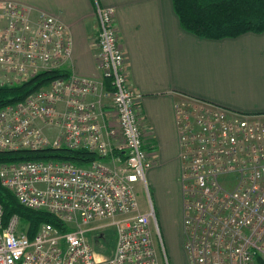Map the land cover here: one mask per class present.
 <instances>
[{
    "label": "built area",
    "instance_id": "built-area-1",
    "mask_svg": "<svg viewBox=\"0 0 264 264\" xmlns=\"http://www.w3.org/2000/svg\"><path fill=\"white\" fill-rule=\"evenodd\" d=\"M96 16L101 74L69 72L0 108V150L64 146L102 157L0 163L1 184L22 205L49 211L66 227L45 221L30 237L17 214L4 219L0 203V264H170L156 211L152 204L143 211L135 190L154 158L144 147L114 9L97 1ZM71 55L72 35L60 17L0 0V67L12 82L66 69ZM176 124L188 264H264V116L187 99L176 104ZM101 219L110 223L93 224ZM106 226L117 231L111 254L96 248Z\"/></svg>",
    "mask_w": 264,
    "mask_h": 264
},
{
    "label": "crops",
    "instance_id": "crops-1",
    "mask_svg": "<svg viewBox=\"0 0 264 264\" xmlns=\"http://www.w3.org/2000/svg\"><path fill=\"white\" fill-rule=\"evenodd\" d=\"M17 1L66 23L72 35V55L66 69L91 77L101 74L95 46L99 30L96 2L114 9L128 80L138 95L144 147L154 158L146 179L148 175L155 192V211L166 241L172 247H183L176 104L201 99L264 116V31L224 38L199 36L181 26L172 0ZM104 101L108 124L116 129L112 99ZM54 132L53 128L48 130L50 135Z\"/></svg>",
    "mask_w": 264,
    "mask_h": 264
},
{
    "label": "trees",
    "instance_id": "trees-1",
    "mask_svg": "<svg viewBox=\"0 0 264 264\" xmlns=\"http://www.w3.org/2000/svg\"><path fill=\"white\" fill-rule=\"evenodd\" d=\"M181 26L207 38L235 37L245 32L264 31V0H172ZM67 69L42 71L27 81L13 84L0 83V108L23 100L32 92L54 79L67 76ZM122 154V151L116 148ZM102 156L87 149L47 147L40 150H0V163L30 159H64L76 164H87ZM0 203L4 219L12 215L20 217V228L33 237L40 225L47 221L66 229L61 220L44 209H31L22 205L13 192L0 182Z\"/></svg>",
    "mask_w": 264,
    "mask_h": 264
},
{
    "label": "rangeland",
    "instance_id": "rangeland-1",
    "mask_svg": "<svg viewBox=\"0 0 264 264\" xmlns=\"http://www.w3.org/2000/svg\"><path fill=\"white\" fill-rule=\"evenodd\" d=\"M32 77H34V76H32ZM11 78H12V75L11 74L4 75V72L1 70V67H0V83L1 84H13L14 82H12L13 80ZM31 78H29V79H31ZM1 81L4 83H2ZM15 83H20V82H15ZM52 128H53V130H55L54 127H52ZM135 190L137 193V197H138L141 209L143 211L148 210L150 204H152L153 207L155 206V201H154L155 200L154 199L155 192H153L152 185H150V183H149L148 175H147V179L145 182H138L135 184ZM154 209H155V207H154ZM156 215H157L159 225H161L160 228H162V229H160L161 233H162L161 235H162L164 245L166 247V253H167V256L169 258L170 264H188V259H187L186 252L184 250V246L183 247L178 246L177 248H175V247L171 246L170 242L166 241V235L164 233L161 221H160L157 213H156ZM98 222L103 223L104 225H107L110 223V220L109 219H101V220L95 221L93 224L98 223ZM154 228H155V226H154ZM101 230H104L106 232V237L101 242L102 245H96V248L104 250L106 254L107 253L110 254L113 250V247L115 246V242L117 239L116 227L115 226H106L104 228L99 229V231H101ZM91 235L93 236L94 232H92ZM155 238H156V236H155ZM156 240H157V238H156ZM91 241H92V239H91Z\"/></svg>",
    "mask_w": 264,
    "mask_h": 264
},
{
    "label": "flooded vegetation",
    "instance_id": "flooded-vegetation-1",
    "mask_svg": "<svg viewBox=\"0 0 264 264\" xmlns=\"http://www.w3.org/2000/svg\"><path fill=\"white\" fill-rule=\"evenodd\" d=\"M100 233L103 234V235H102L103 237H106V232H105V231L101 230V231L99 232V234H100Z\"/></svg>",
    "mask_w": 264,
    "mask_h": 264
},
{
    "label": "water",
    "instance_id": "water-1",
    "mask_svg": "<svg viewBox=\"0 0 264 264\" xmlns=\"http://www.w3.org/2000/svg\"><path fill=\"white\" fill-rule=\"evenodd\" d=\"M99 235H100V237H102L103 234L100 233Z\"/></svg>",
    "mask_w": 264,
    "mask_h": 264
}]
</instances>
